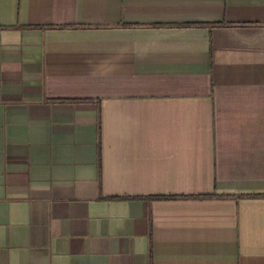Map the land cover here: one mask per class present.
Segmentation results:
<instances>
[{"label":"crops","instance_id":"crops-1","mask_svg":"<svg viewBox=\"0 0 264 264\" xmlns=\"http://www.w3.org/2000/svg\"><path fill=\"white\" fill-rule=\"evenodd\" d=\"M0 264H264V0H0Z\"/></svg>","mask_w":264,"mask_h":264},{"label":"trees","instance_id":"trees-1","mask_svg":"<svg viewBox=\"0 0 264 264\" xmlns=\"http://www.w3.org/2000/svg\"><path fill=\"white\" fill-rule=\"evenodd\" d=\"M153 199H158L157 197H153Z\"/></svg>","mask_w":264,"mask_h":264}]
</instances>
